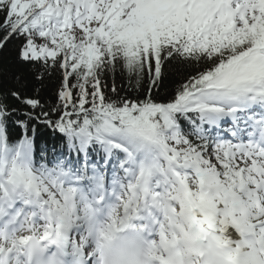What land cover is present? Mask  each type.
Masks as SVG:
<instances>
[{
    "label": "snow or ice",
    "instance_id": "1",
    "mask_svg": "<svg viewBox=\"0 0 264 264\" xmlns=\"http://www.w3.org/2000/svg\"><path fill=\"white\" fill-rule=\"evenodd\" d=\"M0 264H264V0H0Z\"/></svg>",
    "mask_w": 264,
    "mask_h": 264
}]
</instances>
